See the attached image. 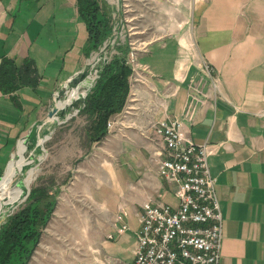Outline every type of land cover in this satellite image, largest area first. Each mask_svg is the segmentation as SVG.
<instances>
[{"label":"crops","instance_id":"0c3cea01","mask_svg":"<svg viewBox=\"0 0 264 264\" xmlns=\"http://www.w3.org/2000/svg\"><path fill=\"white\" fill-rule=\"evenodd\" d=\"M0 12V62L31 59L38 74L34 85L0 89L1 181L20 139L34 134L93 50L77 0H0ZM179 26L137 51L146 69L132 72L126 104L110 118L122 121L107 129L121 137L120 163L90 180L93 216L73 226L86 243L91 233L102 238L93 264H134L143 204L178 203L157 170L165 148L153 125L162 119L179 120L188 140L208 145L224 218L220 264H264V0H194Z\"/></svg>","mask_w":264,"mask_h":264},{"label":"rangeland","instance_id":"374dc122","mask_svg":"<svg viewBox=\"0 0 264 264\" xmlns=\"http://www.w3.org/2000/svg\"><path fill=\"white\" fill-rule=\"evenodd\" d=\"M99 1L111 15L114 34L91 52L83 71L85 78L92 76L96 79L95 69L98 65L118 51L121 52V47L128 46V56L132 47L137 53L158 35L176 32L184 27L179 24L190 20L194 3V0ZM76 90L74 87L71 93L74 94ZM71 93L66 98L61 95L67 106L65 114L54 113L59 102V98H56L52 103V113L36 125L33 138L26 137L24 141L20 139L15 147L16 156L11 161L14 163L18 160L20 143L26 144L24 154L27 163L14 177L13 186H25L24 180L29 169L37 167V170L32 182L26 185L28 189L23 187L21 198L4 204L0 211V224L24 202L34 186H45L57 193L56 207L29 264H93L99 258L98 246L102 238L98 239L91 233L87 235L86 243L78 232H74L73 226L93 216L91 211L94 207L89 202L86 190L91 179L104 177V164L120 163L122 142L121 137L110 139L108 134L99 141L89 140L86 130L88 117L80 112L83 107L80 101L73 106L68 105L69 101L74 100ZM76 108L80 110L67 117Z\"/></svg>","mask_w":264,"mask_h":264},{"label":"built area","instance_id":"2783aa9c","mask_svg":"<svg viewBox=\"0 0 264 264\" xmlns=\"http://www.w3.org/2000/svg\"><path fill=\"white\" fill-rule=\"evenodd\" d=\"M127 63L134 73L146 69L138 64L134 47ZM203 70L211 74L213 67L204 63ZM118 123L121 119H109L107 128ZM153 126L165 148L157 170L174 183L178 203L143 204L134 264H220L224 218L208 145L188 140L179 120L162 119ZM125 216L126 211L116 215L120 231L128 227Z\"/></svg>","mask_w":264,"mask_h":264},{"label":"trees","instance_id":"16d2710c","mask_svg":"<svg viewBox=\"0 0 264 264\" xmlns=\"http://www.w3.org/2000/svg\"><path fill=\"white\" fill-rule=\"evenodd\" d=\"M80 15L86 23L88 53L104 44L113 31L111 15L99 0H77ZM127 47L102 62L99 76L85 97L80 112L87 115L89 140L99 141L108 133V120L124 108L133 67L127 63ZM37 71L31 59L18 64L9 57L0 62V89L11 93L24 85L36 84ZM32 135L30 138H33ZM57 204V193L45 186H34L27 198L0 224V264H29L43 230Z\"/></svg>","mask_w":264,"mask_h":264},{"label":"bare ground","instance_id":"6f19581e","mask_svg":"<svg viewBox=\"0 0 264 264\" xmlns=\"http://www.w3.org/2000/svg\"><path fill=\"white\" fill-rule=\"evenodd\" d=\"M93 80H94V78L92 76H87L83 81L79 82V84L77 85L78 88L74 94L71 93V91L74 87L68 86V90L65 92L63 98H66L68 96V94L71 93L72 99H74L73 101H69L68 105L73 106V105H75L76 102L80 101L84 97V94L86 93V91L90 87ZM81 87H84L83 90H81ZM58 98H59L58 107L59 108H66L67 107L66 102L62 101L63 98L61 96ZM51 117L53 118L55 116H51ZM41 142H43V141L41 140ZM25 150H26V144L21 142L19 145V149H18V155H19L18 160L9 165V168H8V171L6 172V175L0 181V211L3 208L4 204L13 203L15 201H18L22 196L23 188L19 187L18 185L13 186L12 182H13L16 174L19 173L23 169L24 165L27 163V160H26L25 154H24ZM36 170H37V167H31L29 169V171L27 170L28 173H27L25 180H24L26 185H29L30 182H32L31 180H32L33 175L36 172ZM57 212H59V211H57Z\"/></svg>","mask_w":264,"mask_h":264},{"label":"water","instance_id":"95a60500","mask_svg":"<svg viewBox=\"0 0 264 264\" xmlns=\"http://www.w3.org/2000/svg\"><path fill=\"white\" fill-rule=\"evenodd\" d=\"M101 67H102V64H100V65H98V67L95 69V72L96 73H98L100 70H101ZM85 73L84 72H81V73H78V74H76V75H74L71 79H70V81L65 85V88H67V89H61L59 92H58V94H57V96L58 97H60L61 95H64V93L68 90V86H70V87H74V84L76 85H78L79 84V81H81L82 79H84L85 78ZM99 76V74H97V77ZM94 85V80H93V82L91 83V85H90V87L88 88V90L86 91V93H85V95H84V97L80 100V102L82 103V105H84V103H85V97L87 96V94H88V91L91 89V87ZM55 110H54V113H57V112H60V114L61 115H63L64 114V112H65V110H66V108H54ZM80 109L79 108H76V110L74 111V112H72L71 114H69V115H67V117H70L72 114H75V113H77L78 111H79ZM50 113H52V111L50 112ZM45 122H43L42 124H44ZM22 186V185H21ZM21 186H19V187H21ZM23 187H25V188H27L28 189V187L25 185V186H22V188Z\"/></svg>","mask_w":264,"mask_h":264}]
</instances>
